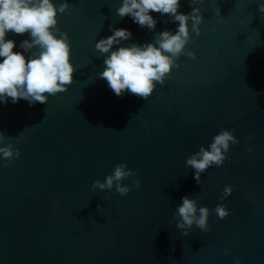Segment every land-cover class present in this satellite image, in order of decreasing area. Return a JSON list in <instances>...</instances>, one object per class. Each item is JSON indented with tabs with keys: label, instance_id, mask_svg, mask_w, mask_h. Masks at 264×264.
Listing matches in <instances>:
<instances>
[{
	"label": "water",
	"instance_id": "1",
	"mask_svg": "<svg viewBox=\"0 0 264 264\" xmlns=\"http://www.w3.org/2000/svg\"><path fill=\"white\" fill-rule=\"evenodd\" d=\"M53 2L58 7L64 0ZM258 2L264 0H180L178 12L199 7L204 18L199 36L189 22L186 51L196 58L181 55L180 67L146 101L128 92L118 97L99 78L104 56L95 44L113 34L110 25L133 34L116 50L155 43L162 31L175 34L179 22L152 12L157 24L150 31L116 15L122 0H67L57 26L70 37L72 84L47 103H0V146L11 138L21 152L9 166L0 155V264H264V14ZM6 39L23 52L21 42L31 38L9 32ZM221 128L235 129L239 143L198 184L186 159L207 148ZM120 163L137 172L139 189L127 196L92 189ZM122 183L131 187L132 178ZM228 185L233 192L221 199ZM184 196L201 197L198 206L209 208L208 232L193 225L185 236L176 227L173 213ZM221 203L229 210L224 219L212 211Z\"/></svg>",
	"mask_w": 264,
	"mask_h": 264
},
{
	"label": "clouds",
	"instance_id": "2",
	"mask_svg": "<svg viewBox=\"0 0 264 264\" xmlns=\"http://www.w3.org/2000/svg\"><path fill=\"white\" fill-rule=\"evenodd\" d=\"M196 2L197 0H191V5ZM179 7L180 0H122L121 6L116 9V15L120 18L129 16L141 28L155 31L157 20L150 14L152 12L169 15L171 22L178 21L179 26L175 34L169 30L158 33L155 43L119 46L116 50H112L114 45H122L133 34L128 29L109 26L113 34L100 39L95 44V49L104 56V70L99 73V78L107 81L108 87L116 96L122 97L128 92L147 101L157 84L163 85L171 76L172 69L180 67L177 60L181 55L196 58L195 52L186 51V45L192 38L189 22L191 21V31L199 36L204 18L199 7H193L188 14L178 12ZM68 10L67 0L58 7L53 0H0V103L7 104L9 98L14 104L20 99L27 100L30 106L37 102L47 103L49 96L66 91L67 86L72 84L75 68L70 62V37L57 26L58 13L64 14ZM258 10L264 14V3L258 2ZM9 32L30 35V40H24L20 44L23 52L13 51L16 43L12 39H6ZM34 48L38 51L27 57L24 55ZM109 53L110 55H105ZM234 132L235 129L221 128L207 148L201 146L199 151L186 159L185 166L194 169V178L198 184L202 173L212 166H222L229 158L227 154L230 145L239 143ZM4 144L5 133L0 131V145ZM252 150L251 147L248 148L249 152ZM0 155L7 162L5 166H9L20 157L21 152L9 138L5 146H0ZM136 176L135 170L120 163L103 182L96 180L92 189L111 191L114 188L116 193L127 196L133 187H141V181ZM129 177L132 178L131 187L122 183ZM232 192L233 186H225L221 199L230 196ZM200 198L182 197V204L173 213L178 220L176 227L184 230L185 236L193 225L203 232L210 230V210L207 206H198L197 200ZM97 208L99 210L100 205ZM212 211L220 219L229 215L227 206L222 203ZM225 254H229L227 249ZM237 264H240L238 259Z\"/></svg>",
	"mask_w": 264,
	"mask_h": 264
}]
</instances>
